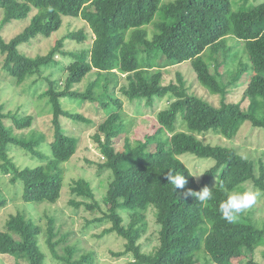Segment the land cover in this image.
<instances>
[{"label":"trees","instance_id":"trees-1","mask_svg":"<svg viewBox=\"0 0 264 264\" xmlns=\"http://www.w3.org/2000/svg\"><path fill=\"white\" fill-rule=\"evenodd\" d=\"M32 11L21 33L9 41L0 36L3 69L16 85L30 77L39 78L44 69L57 65L55 57L62 54L64 40H86L85 32L79 30L57 41L45 55L28 57L18 50L38 36L49 37L59 30L63 17L84 21L94 37L90 47L70 53L63 87L45 78L47 89L42 96L52 114L50 156L38 150L43 135L16 139L11 127L5 125V120L11 119L16 130L29 129L32 116L4 114L0 107V171L9 176L11 184L21 183L24 202L54 204L60 197L63 166L79 140L62 127L60 118L83 125L93 123L78 113L63 111L61 100L97 103L106 116L94 124L93 140L104 159L98 168L109 171L110 180L101 199L106 211L95 221L109 222L111 226L104 233L124 241L122 251L114 255H131L133 261L127 264H233L249 255L246 264H256L253 254L264 246V230L256 227L251 212L244 211L235 222H227L219 205L246 183L264 193V163L259 161L256 167L252 159L235 149L205 144L198 136L212 132L231 140L246 121L264 132V0L246 9H234L231 0H0V26L26 19ZM227 40L239 47L243 44V48L227 46ZM183 62L190 63L198 84L219 98L218 106L187 92L179 74L178 84L160 85V71ZM221 67L224 72L219 71ZM92 70L104 81L101 90L88 89L82 94L72 90ZM122 75L127 84L119 87V95L128 102L139 100L149 106L155 98L165 96L168 102L155 115V132L143 140L130 142L126 138L118 151L113 141L126 133L127 127L122 99L109 90V81ZM242 78L248 100L245 110L240 103L226 100L229 90ZM178 117L185 130L176 129ZM152 145L154 150L148 151ZM13 146L45 159L46 164L19 168L8 156ZM185 153L214 161L200 182L179 159ZM169 170L186 178L183 189L167 182ZM221 181L227 191L221 189ZM204 187L212 190V198L206 202L182 195ZM70 191L74 198H80L70 201L74 207L83 206L92 213L99 209L87 181H75ZM5 203L0 195V208ZM148 213L158 227L157 245L143 252L138 241L147 232ZM48 221L45 243L57 261L92 264L91 255L73 258L75 250L70 247H65L66 255H58L55 249L64 237L54 241L53 219ZM39 235L34 221L21 213L10 215L0 230V254L22 264H48Z\"/></svg>","mask_w":264,"mask_h":264},{"label":"rangeland","instance_id":"rangeland-1","mask_svg":"<svg viewBox=\"0 0 264 264\" xmlns=\"http://www.w3.org/2000/svg\"><path fill=\"white\" fill-rule=\"evenodd\" d=\"M167 1V0H163ZM233 8H249L255 3L262 0H231ZM32 11L26 19L14 20L5 25L0 26V36L9 41L16 35L21 33L28 25L30 18L33 16ZM1 18V15H0ZM150 29V28H148ZM83 30L87 36L86 40L79 43L74 40H62L68 33ZM93 35L91 34L87 24L78 18H62V24L59 30L52 33L49 37L38 36L28 44H22L18 50L28 57L36 55H45L53 48L57 41H63L61 48L62 54L55 57L57 65H51L43 70L42 74L37 77H30L24 83L16 85L3 69L4 56L0 54V107L4 114H13L19 117L32 116L33 122L29 129L16 130L13 127L11 119L5 120V125L11 127L12 134L16 139L26 138L33 134L43 135L44 141L39 147L42 155L50 156L48 144L51 141L50 124L52 114L46 99L43 98V93L47 89V79L56 80L60 87H63L67 72L65 68L71 63L70 53L79 52L82 49L88 48L91 45ZM227 46H233L237 42L227 40ZM238 48H243L237 44ZM237 50V49H236ZM207 53V52H206ZM220 60L222 58H219ZM235 65V64H233ZM233 69V66H229ZM220 72H224V67L219 68ZM96 71L92 70L79 83L72 87V90L78 93H85L86 90L98 92L101 90V81L96 75ZM160 85H168L169 83L178 84L179 74L185 83L187 92L199 96L218 106L219 98L210 95L196 80L194 71L189 62H183L176 66H171L160 71ZM125 75L118 79L110 78L109 90H114V94L122 99L124 123L127 127V132L123 133L113 141V147L120 151L123 148L126 138L130 142L143 140L145 135L152 134L156 130L155 115L158 111L167 106L168 98L165 96L162 99L155 98L152 104L146 106L144 102L139 100L128 102L119 94V87L127 84ZM117 81V82H116ZM116 83V84H115ZM245 83L243 78L238 81L235 87L229 90L227 102L240 103L242 109L248 106V100L244 98ZM77 100L62 99L61 107L63 111L68 113H78L83 117L93 121L92 125H83V123H75L66 117H61L62 127L73 136L78 137V144L75 153L64 164V174L60 197L54 204H31L26 203L22 199L21 183L11 184L9 176L0 171V195L6 200L5 205L0 208V230L3 229L4 223L10 215L16 213L23 214L26 218L34 221L40 228L39 245L46 255L48 264H62L57 261L49 251L45 239L48 220L53 219L54 232L56 236L54 241L61 240L63 242L56 247V253L60 256L66 255L65 247L74 249L73 258H79L82 255H91L92 264H127L133 261L131 255L127 254L122 257H117L114 254L122 251L124 241L115 234H105L104 231L111 225L107 221H95L102 217V213L106 211V207L102 205L101 199L106 191V185L110 180L109 171L100 170L98 168L104 162L99 148L93 140V135L96 132L97 124L101 122L106 114L97 103L86 101L84 104H78ZM176 123L178 131L185 130L183 123L181 124L179 117ZM127 125V126H126ZM205 144L211 146H223L235 149L241 156L246 159H252L256 167L258 162L264 163V132L251 127L249 122L244 124L238 130L236 136L228 140L222 136L212 132L198 136ZM154 145L148 148V151H153ZM8 156L19 168L35 167L45 165L46 160L29 155L24 150L15 146L10 147ZM179 159L190 170L197 182H200L203 173L214 165V161L206 158H199L195 155L185 153L179 156ZM1 164V163H0ZM201 175V176H200ZM85 180L89 183L93 190L95 200L99 203V209H95L94 213L87 211L83 206L76 208L70 204V201H80V198H74L71 194L70 187L77 180ZM246 185V186H245ZM238 191H252L258 193L256 202L247 210L245 214L251 212L255 225L258 229L264 230V193L254 190L251 184H244ZM148 228L147 232L139 239L143 252H150L157 245L158 227L155 224L152 214L147 215ZM264 246L259 247L253 254V261L256 264H263L262 253ZM248 257L244 256L235 260L233 264H246ZM0 264H22L16 261L13 257L0 254ZM199 264V263H198Z\"/></svg>","mask_w":264,"mask_h":264},{"label":"clouds","instance_id":"clouds-1","mask_svg":"<svg viewBox=\"0 0 264 264\" xmlns=\"http://www.w3.org/2000/svg\"><path fill=\"white\" fill-rule=\"evenodd\" d=\"M201 176V175H200ZM199 177V176H194ZM166 180L169 184L175 186V189H183L187 183L186 178L181 172L175 170H169L166 173ZM221 189L227 191L223 181L220 182ZM183 196H195L200 202H206L212 198V190L204 187L198 192H192L188 190L182 193ZM258 193L252 191H232L227 199L220 203L219 211L223 219L227 222L232 223L238 219L239 214L250 208L257 199Z\"/></svg>","mask_w":264,"mask_h":264}]
</instances>
